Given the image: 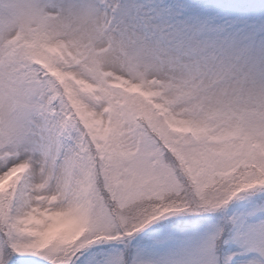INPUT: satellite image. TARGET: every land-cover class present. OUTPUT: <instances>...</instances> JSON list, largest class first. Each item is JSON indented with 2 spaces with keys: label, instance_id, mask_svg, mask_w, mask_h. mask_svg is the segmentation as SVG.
<instances>
[{
  "label": "snow or ice",
  "instance_id": "obj_1",
  "mask_svg": "<svg viewBox=\"0 0 264 264\" xmlns=\"http://www.w3.org/2000/svg\"><path fill=\"white\" fill-rule=\"evenodd\" d=\"M0 264H264V0H0Z\"/></svg>",
  "mask_w": 264,
  "mask_h": 264
},
{
  "label": "rangeland",
  "instance_id": "obj_2",
  "mask_svg": "<svg viewBox=\"0 0 264 264\" xmlns=\"http://www.w3.org/2000/svg\"><path fill=\"white\" fill-rule=\"evenodd\" d=\"M179 218L177 217H170L169 220H177ZM169 220H163V221H160L161 224H168L169 223Z\"/></svg>",
  "mask_w": 264,
  "mask_h": 264
}]
</instances>
